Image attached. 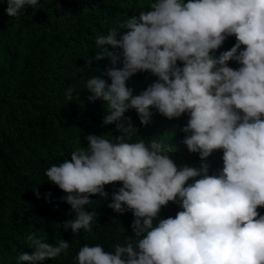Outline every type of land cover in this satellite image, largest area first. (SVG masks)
<instances>
[{
  "label": "clouds",
  "instance_id": "obj_1",
  "mask_svg": "<svg viewBox=\"0 0 264 264\" xmlns=\"http://www.w3.org/2000/svg\"><path fill=\"white\" fill-rule=\"evenodd\" d=\"M4 3L14 18L39 0ZM228 37L235 43L217 54ZM94 43L88 63L107 57L110 83L86 79L87 99L104 102L102 124L115 123L120 134H86L85 147L45 169L70 205L71 218L55 225L91 231L94 214L84 206L92 195L133 219L122 243L111 251L84 244L75 264H264V0H149ZM138 72L155 79L134 94L127 81ZM64 97L73 101L71 86ZM130 109L143 126L154 111L185 115L181 143L201 161L220 150L222 167L210 174L207 163L177 165L162 135L134 139L136 126L124 115ZM114 182L120 186L106 192ZM170 202L179 210L162 216ZM26 240L33 251L20 252L16 264H44L69 248L64 239L50 243L33 233Z\"/></svg>",
  "mask_w": 264,
  "mask_h": 264
},
{
  "label": "trees",
  "instance_id": "obj_2",
  "mask_svg": "<svg viewBox=\"0 0 264 264\" xmlns=\"http://www.w3.org/2000/svg\"><path fill=\"white\" fill-rule=\"evenodd\" d=\"M148 3L39 0L37 9L26 6L22 15L12 18L5 14L6 5L0 0V264H16L20 252L33 251L26 240L28 233L50 243L59 239L69 242L66 254L44 264H75L82 245L99 244L111 251L112 245L123 242L126 232L131 234V212L116 213L107 207L110 199L97 195L90 197L91 205L84 206L94 214L91 231L73 234L58 228L55 224L71 218L70 205L61 199L65 193L47 181L44 173L52 164L70 158L75 149L85 147L84 135L108 138L120 134L115 123L102 124L104 102H89L91 93L84 88V81L92 76L110 83L105 70L112 65L107 57L88 60L95 56L97 35L146 10ZM234 43V37L226 38L217 54ZM229 66L238 65L229 61ZM154 79L149 72H138L127 85L137 94ZM69 86L73 88L70 102L64 97ZM124 115L136 126L138 137L134 139L162 135L159 138L174 148L170 157L177 165L207 163L210 174L222 167L220 150L201 161L198 153H190L181 143L185 115L167 119L154 111L148 126L140 124L135 110ZM119 186V182L105 185V191L111 193ZM45 193H50L49 200ZM178 210V205L170 202L161 214L174 216ZM259 211L264 213V208Z\"/></svg>",
  "mask_w": 264,
  "mask_h": 264
}]
</instances>
